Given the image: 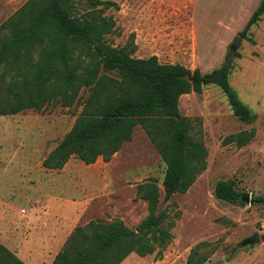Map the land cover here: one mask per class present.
Returning a JSON list of instances; mask_svg holds the SVG:
<instances>
[{
	"label": "rangeland",
	"instance_id": "374dc122",
	"mask_svg": "<svg viewBox=\"0 0 264 264\" xmlns=\"http://www.w3.org/2000/svg\"><path fill=\"white\" fill-rule=\"evenodd\" d=\"M27 1L0 0V25ZM100 1L118 7L102 14L115 25L106 35L111 47L132 40L136 59L155 56L161 64H179L203 74L228 63L229 83L254 120L239 121L216 86L180 97V116L191 121V136L202 142L208 156L206 169L186 193L166 197V166L140 126L107 163L100 159L87 166L72 157L59 170L41 166L80 116L87 92L81 91L69 108L51 103L43 112L0 116V201H12L20 213H27L42 205L40 188H45L53 205L64 207L65 217L58 221L66 224L67 238L76 227L94 220L117 219L135 229L148 215L147 203L135 199L137 186L153 178L160 193L156 212L167 215L165 227L173 224V239L161 257L132 254L120 264H186L194 249L207 258L204 264H264V15L245 38L239 35L259 0ZM90 11L79 5L76 13ZM244 132L253 133L244 146L225 142ZM219 181L232 182L239 199L248 196L250 202L216 199ZM258 198L262 201L252 202Z\"/></svg>",
	"mask_w": 264,
	"mask_h": 264
},
{
	"label": "trees",
	"instance_id": "16d2710c",
	"mask_svg": "<svg viewBox=\"0 0 264 264\" xmlns=\"http://www.w3.org/2000/svg\"><path fill=\"white\" fill-rule=\"evenodd\" d=\"M79 5L91 11L78 14ZM110 7L118 8L100 0H28L4 21L0 25V116L43 112L51 103L69 108L81 91L87 92L80 116L41 166L59 170L72 157L87 166L98 159L107 163L140 126L166 166L163 187L184 194L206 169L208 152L191 136V121L180 116V97L216 86L239 121L249 124L254 115L232 89L228 63L203 74L179 64H161L155 56L136 59L132 40L124 47H111L106 35L115 25L102 15ZM263 15L264 0H259L239 35L245 38ZM252 138L253 133L244 132L225 142L242 147ZM214 196L243 205L232 182H217ZM159 198L155 179L138 185L135 199L147 203L148 215L135 229L117 219L78 226L52 264H120L132 254L161 257L173 239V224L165 227L167 215L157 214ZM206 261L194 249L186 264ZM0 264L22 263L0 244Z\"/></svg>",
	"mask_w": 264,
	"mask_h": 264
},
{
	"label": "crops",
	"instance_id": "0c3cea01",
	"mask_svg": "<svg viewBox=\"0 0 264 264\" xmlns=\"http://www.w3.org/2000/svg\"><path fill=\"white\" fill-rule=\"evenodd\" d=\"M45 191L40 188L42 205L24 215L12 201H0V244L22 264H52L67 239L66 224L58 221L64 207L56 208Z\"/></svg>",
	"mask_w": 264,
	"mask_h": 264
},
{
	"label": "water",
	"instance_id": "95a60500",
	"mask_svg": "<svg viewBox=\"0 0 264 264\" xmlns=\"http://www.w3.org/2000/svg\"><path fill=\"white\" fill-rule=\"evenodd\" d=\"M236 42V41H235ZM171 194V191H166V197H169ZM243 202L246 204L250 202V197L246 196L245 198L242 199ZM258 240V238H256Z\"/></svg>",
	"mask_w": 264,
	"mask_h": 264
},
{
	"label": "built area",
	"instance_id": "2783aa9c",
	"mask_svg": "<svg viewBox=\"0 0 264 264\" xmlns=\"http://www.w3.org/2000/svg\"><path fill=\"white\" fill-rule=\"evenodd\" d=\"M21 213H22V214H25L26 212H25V210H21Z\"/></svg>",
	"mask_w": 264,
	"mask_h": 264
}]
</instances>
